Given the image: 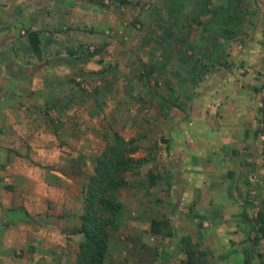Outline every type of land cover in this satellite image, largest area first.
Masks as SVG:
<instances>
[{
  "label": "crops",
  "instance_id": "0c3cea01",
  "mask_svg": "<svg viewBox=\"0 0 264 264\" xmlns=\"http://www.w3.org/2000/svg\"><path fill=\"white\" fill-rule=\"evenodd\" d=\"M124 1L0 0V264L74 263V176L123 125L183 133L135 184L169 214L136 197L114 262L264 264V0Z\"/></svg>",
  "mask_w": 264,
  "mask_h": 264
},
{
  "label": "trees",
  "instance_id": "16d2710c",
  "mask_svg": "<svg viewBox=\"0 0 264 264\" xmlns=\"http://www.w3.org/2000/svg\"><path fill=\"white\" fill-rule=\"evenodd\" d=\"M90 54L96 55L97 50ZM136 142L134 137L125 139L113 131L111 139L93 159L92 174L82 189V212L77 226L82 240L73 264H104L110 231L116 227L123 209L120 193L129 186L128 176L138 174L145 162L133 157L138 151ZM258 225L260 238H264L263 215L259 216Z\"/></svg>",
  "mask_w": 264,
  "mask_h": 264
},
{
  "label": "rangeland",
  "instance_id": "374dc122",
  "mask_svg": "<svg viewBox=\"0 0 264 264\" xmlns=\"http://www.w3.org/2000/svg\"><path fill=\"white\" fill-rule=\"evenodd\" d=\"M145 7V5L143 6V8ZM131 15H133V12L131 14V12H129V17H131ZM127 24V23H126ZM125 24V25H126ZM124 27L122 26V28L117 30V36L118 37H124ZM108 33V32H107ZM92 50H90V52H92L93 50H95V47H91ZM101 56V55H100ZM108 58V55H105ZM96 60H97V56H95ZM78 77L77 82L80 83L81 85H83L85 87V90L88 88V86L91 88V85L89 83H93L92 80L89 79L90 82H88L85 78H83L82 76H80L79 74L76 76ZM94 81L99 80V78H93ZM153 112L154 110L151 109H147L144 110L143 114H144V119H150L152 116L153 117ZM143 121V120H142ZM156 124V123H155ZM179 127V129H178ZM115 129L118 130V132H120L119 134L121 136H123L125 139H129L132 138V136H135L138 138V134L143 135L145 138H141V141L139 140V143H141V150L136 153L135 155H133L134 158L136 159H145L144 164H142V166L139 168V173L136 175H132V176H128V179L130 180V185L128 186L127 189H124L121 191L120 193V201L122 202L123 206L125 207V209H122L121 212L118 214V218L116 220L117 223V229L120 230L122 225H124V223H130L131 219H133L131 217L132 214H134L135 212H137L139 210V207L134 204V201L136 199V197L139 198V200H143L145 199L146 201H154V199H159L162 201V204H160V208H164L165 209V215L169 214L167 211V201L169 202V197H167L165 195V193H167L166 191V185L163 183L164 180L160 179V183L157 185L158 187L155 188H144L143 186L140 187H135V184L137 183V181H142L143 184H146V175L147 173H157L158 171H163V163L162 161H164V163H167V161L171 160L174 161V159L172 158H166V156L171 154V151H178L179 149H177L175 147V143L176 145L179 143V145L182 144L181 139L182 138H177V136L183 133V129H180V126H171V125H166V126H153V128L150 131H145V127L140 128V132L138 131L137 127H133V126H127V125H123V127H114ZM117 130L115 131L114 129H111V133L117 132ZM110 133V132H109ZM175 136V137H174ZM140 138V137H139ZM96 147H94L92 150V154L97 155L101 152V150L103 149V144L104 142L99 141L95 143ZM150 149H153L154 152L157 154V157L155 159H152L148 156H145V154L148 153V151ZM196 161H198V159H194L192 161V163H195ZM83 162L88 164L89 163V173L90 175L92 174V168H93V163H91V158H83ZM165 171V169H164ZM166 172V171H165ZM84 173H88V171L86 172H80L77 174V176L75 177V182L78 181L80 182V195H82V189L83 186L86 184L88 177L90 176L89 173L88 174H84ZM68 176H70L69 172L66 174ZM133 179L135 182H133L131 179ZM162 180V181H161ZM74 181V180H73ZM163 183V184H162ZM162 184V185H161ZM159 202L156 201L155 204H158ZM134 204V206H133ZM134 220V219H133ZM160 254V253H159ZM111 255H116V251H113L111 253H107L106 256V261L105 264L110 263V264H120L117 263L116 261L114 262L111 259ZM161 256V255H160Z\"/></svg>",
  "mask_w": 264,
  "mask_h": 264
},
{
  "label": "built area",
  "instance_id": "2783aa9c",
  "mask_svg": "<svg viewBox=\"0 0 264 264\" xmlns=\"http://www.w3.org/2000/svg\"><path fill=\"white\" fill-rule=\"evenodd\" d=\"M105 3H107V1H105ZM144 8H146V6H145ZM122 9H123V8H122Z\"/></svg>",
  "mask_w": 264,
  "mask_h": 264
}]
</instances>
